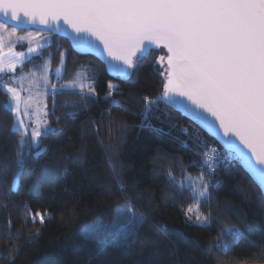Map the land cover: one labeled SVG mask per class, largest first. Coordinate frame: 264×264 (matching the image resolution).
<instances>
[{"label":"trees","instance_id":"1","mask_svg":"<svg viewBox=\"0 0 264 264\" xmlns=\"http://www.w3.org/2000/svg\"><path fill=\"white\" fill-rule=\"evenodd\" d=\"M51 36L54 43L45 53L53 51V64L66 53L63 80L92 71L95 97L82 101L71 90L48 97V119L57 134L42 139L44 151L29 160L18 190L4 195L6 181L15 173L20 136L10 131L14 118L3 107L8 96L0 88V264H8L13 247L19 248L14 264H264V195L238 159L220 163L207 178L215 185L213 203L210 208L202 204L200 211L211 213L210 226L194 224V216L189 221L188 193L177 196L169 187L170 171L177 179L182 174L197 177L205 159L197 153L220 146L163 104L147 119L141 115L140 97L153 98L162 91L163 75L153 64L160 68L158 57L164 53L153 51L133 77L116 80L99 60L80 56L67 40ZM40 62L38 58L25 67L37 69ZM110 81L119 92L106 99ZM130 201L145 218L134 247H116L111 236L105 244L81 233L96 219L111 221L116 208ZM25 205L33 213L46 212L44 223L28 218ZM9 220L11 239L5 232ZM222 225H235L241 233L227 254L216 247L217 241L230 243L220 238Z\"/></svg>","mask_w":264,"mask_h":264},{"label":"snow or ice","instance_id":"2","mask_svg":"<svg viewBox=\"0 0 264 264\" xmlns=\"http://www.w3.org/2000/svg\"><path fill=\"white\" fill-rule=\"evenodd\" d=\"M0 18V73L15 72L17 64L32 54L42 58L38 50L51 43L47 38L40 43L43 31L59 35L61 24L71 30L63 31V35L74 51L99 52L106 57L107 72L121 80L133 77V70L152 55L154 48L166 49V56L158 57L160 68L153 64L157 73L163 75L162 91L153 98L140 97L144 101L141 115L147 119L163 104L165 109L178 111L223 141L222 156L216 149L197 153L205 157L197 177L182 174L177 179L171 171L168 173L169 187L177 196L188 193L187 199L192 201L185 210L189 221L194 216V224L210 226L211 213L205 215L200 208L202 204L210 208L213 203L211 190L215 185H210L207 178L221 160L239 159L264 184V0H0ZM28 25L40 26L41 31L18 36L17 30ZM11 37L28 42V56L13 52L11 43L5 53L6 38ZM65 55L61 54V65ZM50 64L51 59L45 61L40 76L43 95L51 94L54 98L69 89V94L79 96L82 101L95 97L94 85L86 82L80 73L59 88L51 84ZM61 71L57 68L56 76ZM32 76L35 78L36 74ZM107 87L106 99L113 90L119 92L112 83ZM0 88L10 94L11 102L3 105L14 116L10 131L20 136L15 173L10 182L6 181L9 187L4 195H10L18 190L29 160L38 159L44 151L40 148L42 139L57 133L47 122V105L38 107L42 99L30 95L22 101L17 88L2 82ZM113 103L119 104L115 100ZM29 109H33L31 114ZM30 115L35 117L34 121ZM181 131L187 133L188 129ZM193 139L198 145L201 143L199 135ZM204 167L209 171H203ZM3 173L4 169L0 168V180L4 179ZM23 210L33 222L38 219L44 223L46 212L33 213L30 205H25ZM116 218L118 228H90L85 238L107 244L111 236L116 247H134L144 223L143 214L137 213L130 201L116 209ZM11 228L9 220L5 229L9 239ZM219 235L230 243L217 241V250L227 254L241 233L235 225H222ZM18 251V247L9 250L8 264H14Z\"/></svg>","mask_w":264,"mask_h":264},{"label":"rangeland","instance_id":"3","mask_svg":"<svg viewBox=\"0 0 264 264\" xmlns=\"http://www.w3.org/2000/svg\"><path fill=\"white\" fill-rule=\"evenodd\" d=\"M28 32L36 33L34 31H18L17 30V35L18 36H24V35H27ZM45 38L51 40V43L46 45L42 50H38V51L42 52V58L38 54H32L27 59L22 60V62L20 64H17L15 72L0 73V82H2L3 84H7L8 86L15 87L18 90H20L22 101H23V99L28 98L30 95L36 97L37 100L42 99L43 103L39 104L38 107L43 108V106L46 104L47 108L45 110L48 112V97L51 96V94H48L46 96L43 95V81L40 80V76L43 74L42 69H43L45 61L51 59V64H50V67L48 70V79H49L50 83L56 85L57 88H59L61 85L67 84L70 80L74 79L76 76L74 78H71V79L63 80V76H64L65 71H66L65 70V66H66L65 58H64V64L63 65H61V56H60V60L58 61V63L53 64V60L51 57L53 51H49V52L45 53V50L50 48V46L54 43V40H53L50 33H43V35L40 39V43H44ZM8 43H11L13 45V48H12L13 52H15V53L24 52L26 54V56H28L27 49H28L29 45H28L27 41H17L16 37L6 38V44H5V49H4L5 53H7V51H8V48H7ZM35 44H36V41H33V46H35ZM38 58L41 59V62L36 65V66H38L37 69H35L36 67L35 68L30 67V68L26 69L25 64L31 62L32 60H36ZM57 68L62 69L59 77L56 76V74H55V70ZM32 73L36 74L35 78L32 76ZM80 74H82V76L86 79V82L92 83L93 85H95L94 74L92 71H82V72H80ZM22 76L25 77V79H23L21 81L20 78ZM109 83L116 85V83L113 81H110ZM21 85H22V87H21ZM3 90L7 94L6 89H3ZM66 90H69V89H66ZM85 91L87 92V89H85ZM114 91L115 90L112 91L110 97L113 96ZM108 92H109V89H108ZM7 96H8V102H11L10 101V94H7ZM12 103H14V102H12ZM23 107H24L23 103H21V110H23ZM29 112L31 114L33 112V109H29ZM13 118H14V116H13ZM30 119L34 121L35 117L30 115ZM46 119H47L48 124L51 126L49 119H48V115H47ZM33 126H35V125L33 124ZM51 128H53V127L51 126ZM127 203H129V202H127ZM127 203H124L118 207H122ZM135 211L137 213H140L137 210H135ZM119 226L120 225H119V222L117 221L116 210H115L114 217L111 221L105 222L101 219H96V220L92 221L91 223H89L87 226L83 227L81 229V233L83 235H85L90 228L115 229V228H118Z\"/></svg>","mask_w":264,"mask_h":264},{"label":"water","instance_id":"4","mask_svg":"<svg viewBox=\"0 0 264 264\" xmlns=\"http://www.w3.org/2000/svg\"><path fill=\"white\" fill-rule=\"evenodd\" d=\"M2 19V18H0ZM61 29H62V32L61 34L59 35H55V34H51V35H55V36H58L60 38H63L65 40H67L71 46V43L68 39L64 38V35H63V31H68L70 32L71 30L70 29H67V27L63 24H61ZM18 31H34V32H38V31H41V28L40 26H32V25H28V26H22L20 29H18ZM43 33H48L46 30L43 31ZM98 43V42H97ZM102 48V45L100 46ZM72 48V47H71ZM73 50V49H72ZM74 51V50H73ZM153 51H162L164 53V55L166 56V49H163V48H154ZM76 54L80 55V56H91L97 60H99L104 66H105V69H106V65H105V58L106 57H102L100 55L99 52L95 51V50H91L89 51L88 53H78L76 51H74ZM164 67H166V60L164 62ZM107 72V70H106ZM108 73V72H107ZM108 75L112 78V79H116V80H121V79H118V78H115L113 77L112 75H110L108 73ZM171 109V108H170ZM173 110V109H171ZM174 112L180 114L178 111H175L173 110ZM186 119H188L187 117H185ZM189 121H191L190 119H188ZM192 122V121H191ZM193 123V122H192ZM194 125H196L195 123H193ZM197 126V125H196ZM199 129H201L203 132H205L209 137H211L222 149H223V141L220 139V137H215V136H212L210 133H208L205 129H202L201 127L197 126ZM242 147V146H241ZM246 151V150H245ZM250 155V154H249ZM238 162L240 164V166L243 168V170L249 175V177L254 181V183L258 186V188L261 190L262 194L264 195V184H261L260 183V178L256 175H253L251 174L248 169L244 166L243 162L240 161L238 159Z\"/></svg>","mask_w":264,"mask_h":264},{"label":"built area","instance_id":"5","mask_svg":"<svg viewBox=\"0 0 264 264\" xmlns=\"http://www.w3.org/2000/svg\"><path fill=\"white\" fill-rule=\"evenodd\" d=\"M211 149H216V151L222 156L223 155V149L220 147H217V146H213ZM210 149V150H211ZM230 160V159H229ZM228 160H221V162L220 163H225V162H227Z\"/></svg>","mask_w":264,"mask_h":264}]
</instances>
